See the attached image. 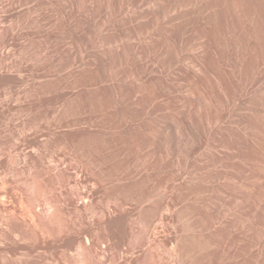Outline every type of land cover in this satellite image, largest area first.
Listing matches in <instances>:
<instances>
[{
    "label": "rangeland",
    "instance_id": "rangeland-1",
    "mask_svg": "<svg viewBox=\"0 0 264 264\" xmlns=\"http://www.w3.org/2000/svg\"><path fill=\"white\" fill-rule=\"evenodd\" d=\"M1 185L0 264H264V0H0Z\"/></svg>",
    "mask_w": 264,
    "mask_h": 264
},
{
    "label": "bare ground",
    "instance_id": "bare-ground-1",
    "mask_svg": "<svg viewBox=\"0 0 264 264\" xmlns=\"http://www.w3.org/2000/svg\"><path fill=\"white\" fill-rule=\"evenodd\" d=\"M5 176V175H4ZM3 176V177H4ZM2 178V177H1ZM5 179V178H4ZM5 181V180H4ZM89 192H83V198L91 196ZM19 197V196H18ZM6 185L0 186V219L3 222H55L54 216L61 213L62 209L54 201L47 202L52 212L41 213L34 209L26 210L22 207V199L18 198ZM55 212V214H54ZM57 212V213H56Z\"/></svg>",
    "mask_w": 264,
    "mask_h": 264
}]
</instances>
